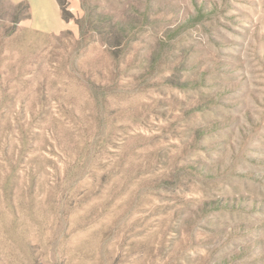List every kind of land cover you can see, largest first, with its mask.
Listing matches in <instances>:
<instances>
[{
    "label": "rangeland",
    "instance_id": "obj_1",
    "mask_svg": "<svg viewBox=\"0 0 264 264\" xmlns=\"http://www.w3.org/2000/svg\"><path fill=\"white\" fill-rule=\"evenodd\" d=\"M0 264H264V0H0Z\"/></svg>",
    "mask_w": 264,
    "mask_h": 264
}]
</instances>
